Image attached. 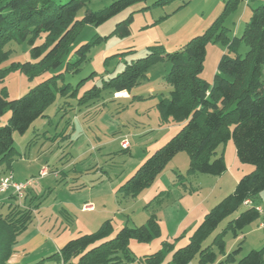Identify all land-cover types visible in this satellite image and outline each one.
Here are the masks:
<instances>
[{"label":"rangeland","instance_id":"374dc122","mask_svg":"<svg viewBox=\"0 0 264 264\" xmlns=\"http://www.w3.org/2000/svg\"><path fill=\"white\" fill-rule=\"evenodd\" d=\"M114 1L90 0L77 13V19L85 11H101ZM158 1L137 2L102 25L83 26L58 70L32 79L15 70L0 83L11 101L52 75L61 74L58 93L46 108L45 116L23 135L13 133L16 153L10 168L0 167L10 172L15 182L35 179L21 199H8L10 192L0 196V202L5 204L34 208L31 222L16 237L12 248V255L22 250L25 264L47 258L67 241L95 232L106 221L112 226L113 238L119 229L138 228L151 217L157 222L158 232L148 241L129 240L127 252L132 261L125 264H141L145 256L164 248V262H169L171 253L189 243L191 234L211 208L231 194L238 180L253 170V166L238 162L229 140L216 149L215 157H223L226 164V171L220 176L188 172V155L180 152L143 191L125 195L120 190L147 158L180 130L181 124L162 121L156 111L158 99L167 98L171 91L167 84V59L151 64L125 97L114 96L108 88L110 79L154 47H162L166 53L178 51L217 20L225 37H240L251 10L264 3L240 0L235 10L223 14L227 0H168L155 5ZM129 17V34L121 37L114 32L115 26ZM97 39L100 40L95 44ZM40 43L41 40L36 41L37 45ZM88 43L93 45L84 59L77 61L78 71H67V63L76 61L77 48ZM4 50L8 60L0 64V70L10 63L32 61L27 42L11 41ZM225 51L221 40L208 42L202 81L212 82L220 55ZM246 51L243 45L238 55L244 56ZM260 80L264 83V66ZM65 86L61 94L59 89ZM9 115L5 112L0 116V126L6 124ZM123 143L128 146L125 148ZM43 169L46 174L39 177ZM254 198L260 216L238 238L226 229V224L244 207L223 220L202 242V248L209 247L216 255V260L207 264H218L238 246L241 250L237 259L264 247V190ZM84 206H91V210L81 211ZM5 207L2 213L6 212ZM219 236L223 254L214 243ZM41 242L43 245H39ZM198 261L195 256L188 264Z\"/></svg>","mask_w":264,"mask_h":264},{"label":"trees","instance_id":"16d2710c","mask_svg":"<svg viewBox=\"0 0 264 264\" xmlns=\"http://www.w3.org/2000/svg\"><path fill=\"white\" fill-rule=\"evenodd\" d=\"M89 1L0 0V64L8 60L4 47L11 41L27 42L32 58L31 62L10 63L8 68L0 70V83L15 70L29 79L58 70L83 26L102 25L128 6L144 0H116L101 11H85L78 20L77 13ZM166 1L159 0L155 5ZM238 2L240 0H227L223 14L235 10ZM130 22L131 17L117 24L114 32L127 36ZM243 29L240 37L227 38L217 20L178 51L166 53L162 47L150 49L144 58L127 65L108 82L114 94L127 92L145 76L151 64L167 59L170 64L167 84L171 91L167 98L158 99L156 111L162 121L181 124L180 130L156 149L121 187L125 195L143 191L180 152L188 155V172L222 175L226 164L223 157L216 158L215 154L216 149L229 140L233 142L238 162L253 166V170L234 185L231 194L205 215L188 239L189 243L171 253L169 262H164V248L145 256L141 264H188L195 256L199 258L198 264L213 263L216 255L209 247L202 248L207 235L242 207L244 210L226 224L233 237L238 238L239 233L260 216L254 197L264 190V83L260 80L264 66V3L251 10ZM37 40H41L39 45ZM216 40H221L226 51L220 55L212 82L207 83L200 79L206 46ZM92 45L77 48L76 61L67 63L66 70L77 72V61L84 59ZM243 45L247 51L241 56L238 51ZM60 80L61 74L52 75L11 101L7 100L4 87H0V116L10 113L6 124L0 126V167L10 168L16 153L13 133L23 135L37 119L45 116L46 108L56 98ZM66 86L59 89L61 94ZM245 201H250L251 205L245 206ZM4 207L6 212L2 213ZM33 212L34 208L29 206L23 209L12 202L0 203V264H9L16 237L31 222ZM111 229L110 222L106 221L95 232L67 241L58 251L35 264H125L132 261L127 252L129 240L148 241L158 232L154 217L138 228L119 229L113 238ZM214 243L223 254L221 237L215 238ZM240 250L238 246L218 264H264V247L237 259Z\"/></svg>","mask_w":264,"mask_h":264},{"label":"built area","instance_id":"2783aa9c","mask_svg":"<svg viewBox=\"0 0 264 264\" xmlns=\"http://www.w3.org/2000/svg\"><path fill=\"white\" fill-rule=\"evenodd\" d=\"M115 97H125V92L114 94ZM123 146L126 148L128 145L123 143ZM46 174V170L43 169L39 173V177H43ZM34 178H31L25 182H15L13 175L10 172L2 171L0 169V196L10 192L9 195H13L18 199H21L23 193L28 191L29 187L34 184ZM245 206H250V201L244 202ZM260 208L257 209L259 211ZM260 212V211H259Z\"/></svg>","mask_w":264,"mask_h":264},{"label":"crops","instance_id":"0c3cea01","mask_svg":"<svg viewBox=\"0 0 264 264\" xmlns=\"http://www.w3.org/2000/svg\"><path fill=\"white\" fill-rule=\"evenodd\" d=\"M262 1V2H261ZM261 1H259L260 3H263L264 2V0H261ZM126 93V92H125ZM14 178V177H13ZM14 181H15V179H14ZM1 203V202H0ZM83 210H91V206H84V207H82L81 208V211H83ZM43 243H44V241H43ZM43 243L41 242V243H39V245H43ZM58 251V250H57ZM23 259V253H22V250L20 251H18L17 250V252L15 253V254H13L11 257H10V259H8L9 260V263L10 264H25V262H24V260H22Z\"/></svg>","mask_w":264,"mask_h":264}]
</instances>
